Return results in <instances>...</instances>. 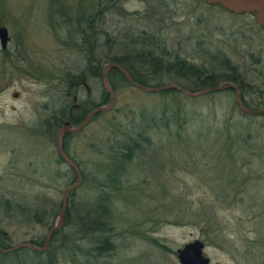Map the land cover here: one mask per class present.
<instances>
[{
  "label": "rangeland",
  "instance_id": "1",
  "mask_svg": "<svg viewBox=\"0 0 264 264\" xmlns=\"http://www.w3.org/2000/svg\"><path fill=\"white\" fill-rule=\"evenodd\" d=\"M73 5L79 16L85 13L88 18L97 14L99 28L115 42L127 30L156 32L161 28L172 52L210 69L213 62L194 51L199 42L207 44L228 57L240 72L244 85L264 93V29L257 25L253 13L210 8L206 0H73ZM151 7L162 13L163 7H169L172 9L169 15L177 22L168 16L151 18ZM55 20L53 0H0V27H6L10 37L8 55L0 42V200L24 202L35 208L47 206L51 213L53 208L59 209L57 226L64 204L66 210L69 205L71 191L65 190L79 177L72 174L66 162L59 161L60 129L54 138H49L46 121L54 111L70 107L73 102L79 112L86 103L99 105L106 89L101 77L97 80L88 76L78 89H71L64 82L67 73L72 77L79 75L84 59L72 49L71 42L64 43L67 31L56 30ZM100 42H104L103 36ZM115 54L120 52L113 48L108 52L109 59ZM100 57L103 60L105 52ZM33 71L38 77H31ZM140 73L143 77L144 73ZM115 82V87L110 85L119 108L136 105L152 108L160 104L158 93L143 92L117 79ZM251 88L253 93L247 92L245 96L255 108L259 94ZM227 90L194 98L183 95L189 98L184 100V106L195 112V120L199 121L194 120L185 130H172L155 137L146 159L150 163L144 167L137 162L138 167H133L132 184L141 195L132 198V206L120 203L115 208L116 248L110 256L98 260L99 264H181L178 249L195 240L204 243V255L210 258V264H264V190L259 195L256 190L249 192L259 201L224 204L207 182L215 175L214 184H221V172L216 164L221 165L219 157L226 153L219 147L205 152L207 144L201 140L205 147L201 145L198 142L201 137L196 134L227 126L228 129L221 131L225 135L231 137L239 132L248 137L244 129L251 125L258 137L256 149L250 151L254 155L241 151L232 161L240 168L241 177L245 175L242 170L246 173L256 170L255 176L264 185V118L241 115L234 103L236 92ZM93 118L76 135L62 137L63 154L77 159L79 163L75 164L86 175L101 164L93 159L90 146L99 139L105 121L100 118L94 123ZM170 139L174 143L168 144ZM221 141L227 144L224 151L232 152L229 149L232 142L227 138ZM188 152L192 156L184 157ZM204 153L217 157L200 159ZM213 165L216 170L212 172ZM80 174L82 183L84 178ZM81 191L77 192L79 196H83ZM255 202L258 204L254 205ZM199 211L214 214L217 223L209 226L197 220ZM17 218L6 217L0 210V228L14 243L41 234L40 226Z\"/></svg>",
  "mask_w": 264,
  "mask_h": 264
},
{
  "label": "trees",
  "instance_id": "2",
  "mask_svg": "<svg viewBox=\"0 0 264 264\" xmlns=\"http://www.w3.org/2000/svg\"><path fill=\"white\" fill-rule=\"evenodd\" d=\"M53 1L56 10V20L53 22V24H56L54 28L67 31L64 43L67 45L71 42L72 49L78 51L84 59V68L79 75L72 77L71 73H67L64 76V82L71 89L81 88L88 76L97 80L99 77L102 78L105 68L118 65L125 69L136 83L144 87L175 84L193 93L205 88L219 87L226 82H230L242 92V102L245 106L258 110L261 102H264V93L256 90L255 87L251 88L249 86L256 94H259L258 100L255 102V108H252L245 96V93L250 94L252 90L248 85H244L245 83L242 81L238 69L231 64L228 57L220 50L213 49L202 42L198 43L199 46L194 51L201 52L210 62H213L211 68L207 69L181 57L176 52H172L169 39L161 34V28L156 32L127 30L122 39L115 42L105 33L106 31L104 32L99 28L100 22L97 14H92L88 18L85 13L79 16L76 13L73 0ZM209 6L210 8L223 7L220 4H209ZM171 12L172 9L169 7H163V13L156 7H151L150 17L168 16L172 22H177L169 15ZM206 22L210 24L207 19ZM101 36L104 39L103 43L100 42ZM113 48L119 51L120 54H115L112 59H109L108 52ZM103 52H105V58L101 60L100 54L103 55ZM140 71L144 73L143 77L139 76ZM108 78L112 86L116 83L115 79L130 85L123 74L115 68L109 70ZM226 92L230 91L227 90ZM231 92L234 91L231 90ZM183 95L179 91L158 92L157 96L160 99V104L152 108L144 105L119 108L115 104L111 110L93 116L94 123H98L100 118L105 121V124L102 123L101 125L102 133L99 135V139L90 146L93 159L99 161V163L101 162V164L94 166L93 170L87 175L83 168H79L84 180L80 187L71 190L63 225L52 233L49 240L48 235L55 226L60 213L59 209L56 211L53 208L51 213V208L47 206L41 205L35 208L24 202L10 199L0 200V210L6 217H18L17 219L20 221L34 222L42 230L37 237L25 238L18 243H14L11 236L0 228V264H99L98 260L110 256L116 248L114 243L116 226L113 223L115 208L118 209L117 205L120 203L123 206H132V198L135 199L141 195V191L132 184L133 167L137 162L141 165L144 164V167L150 163H147L146 159L149 158L148 152L155 144V137L172 132V130L178 132L185 130L186 126H190L195 120L196 113L187 110L184 106V100H189V98ZM102 100L103 102L99 105L96 103L82 105L80 112L77 110L78 107L75 102H73V105L69 104L70 107L66 106L67 108L56 111L57 113L54 112L46 121V135L49 138H54L56 136L55 132L59 129L70 125L79 126L91 111L109 105L111 102L110 95L106 90L103 92ZM234 103L240 110L237 101L234 100ZM240 113L243 116H249L241 110ZM252 117L264 118L260 115H253ZM195 121L198 122L199 120ZM249 126L252 128L251 125ZM251 128L244 129V134H248V137L241 136L242 134L239 132L231 137L225 135L221 131L228 129L227 126L215 128L214 131L210 129L208 133H196L198 137H201L198 138L200 140L198 142L201 144V140H204L207 144L206 149H204L205 152L213 151L216 147H219L223 148V152L226 153V155L219 157L222 162L221 165L216 164L221 172V175H219L221 182L218 180L221 184L215 185V175L207 182L211 183L212 191L216 195L218 194L219 199H222L226 205L240 204L245 201L254 202L258 199L250 195L249 192L256 190L259 195V192L262 189L264 190L261 178L255 176L257 175L256 170H251L249 173L242 170L245 175L241 177L240 168L232 161L235 159L236 153L241 151L250 152L256 149L258 137L254 135L257 133ZM226 138L227 141L232 142L229 144V149H232V152L229 153L224 151L227 144L223 142V147L221 141ZM210 141H212V145H208ZM172 142L174 143L170 139L168 144ZM169 146H173V144ZM203 146L205 147V145ZM192 154L189 152L184 153V157H191ZM213 157L217 156L204 153L200 156V159L212 160ZM222 158L226 159L228 163H224ZM70 160L76 164L79 163L73 157H70ZM59 161L65 162L61 155H59ZM216 166L210 167L212 172L216 170ZM71 172L77 175L72 168ZM138 174L141 175L142 173ZM78 191H81L80 193L83 196H79ZM168 195L171 196L170 191ZM179 215L185 218L183 213ZM195 217L197 220L207 222L209 226L217 223L214 214L208 211H199ZM47 240L48 246L44 251L21 248L12 252H5L23 243L44 248Z\"/></svg>",
  "mask_w": 264,
  "mask_h": 264
},
{
  "label": "water",
  "instance_id": "3",
  "mask_svg": "<svg viewBox=\"0 0 264 264\" xmlns=\"http://www.w3.org/2000/svg\"><path fill=\"white\" fill-rule=\"evenodd\" d=\"M206 2L210 5L220 4L224 8L232 10V11L237 12V13H253V14H255L256 23L259 26L264 27V0H206ZM0 42H1L2 48L7 47L8 42H9V32H8L7 28H5V27L0 28ZM108 68L109 69H113V68L118 69L123 74V76L125 77V79L127 80V82L130 85H132L133 87H135V88H137L143 92H146V93H151V92L158 93V92H164V91H179V92H182L185 96L194 98V97L203 96L205 94L218 92V91H221L224 89H231V90L236 92V101L238 103L240 110L244 114L256 115V116L264 114L263 110L251 109V108L245 106L242 102V94H241L240 89L236 85H234L230 82H226L219 87L205 88V89L200 90L198 92L192 93V92H188L187 90H185L182 87L175 85V84L158 86V87H144L143 85L136 83L133 80V78L130 76V74L125 69H123L122 67H120L118 65H111V66H108ZM102 83H103V86L106 89V91L111 96V102L109 103V105H107L105 107H98V108L94 109L93 111H91L89 113V115L87 116V118L85 119V121L81 125H79L78 127L74 128V129H71L69 127H64L62 129H60V131H59V141H60L59 152H60V155L63 157L65 162L78 174V177H79L78 181L75 184H73L72 186L68 187L65 190L66 193L73 190V189H76L80 185L82 178H81V174H80V171H79L77 165L72 160H70V158H68L67 156H65L63 154L62 137L65 136L66 134L76 135L78 132H80L88 124L90 119L95 114L107 112L114 107L116 95L113 92V89L110 85L107 68L104 70V72L102 74ZM65 211H66V204H64V209L60 215L59 224L52 228V230L50 231V233L48 235V240L55 230L61 228ZM48 240H47L44 248H38V247L33 246L31 244L23 243V244L15 247V248L6 250L5 252L8 253V252H12V251H15V250H18L21 248L31 249L34 251H44V250H46V248L48 246ZM178 259H179V262L181 264H210L211 263L210 258H208L204 255V243L200 240H195L191 243L186 244L182 249H178Z\"/></svg>",
  "mask_w": 264,
  "mask_h": 264
},
{
  "label": "flooded vegetation",
  "instance_id": "4",
  "mask_svg": "<svg viewBox=\"0 0 264 264\" xmlns=\"http://www.w3.org/2000/svg\"><path fill=\"white\" fill-rule=\"evenodd\" d=\"M262 27V26H260ZM1 28V27H0ZM6 28V27H5ZM264 29V27H262ZM8 30V29H7ZM9 32V31H8ZM9 45H10V37H9V42L6 48H2L4 50V52L6 53V55H8L9 53ZM34 72V71H33ZM31 77L35 78L38 77V75L36 74V72H34ZM258 110H263L264 111V102H261V104L259 105V109ZM55 112V111H54ZM260 116L264 117V114H261Z\"/></svg>",
  "mask_w": 264,
  "mask_h": 264
}]
</instances>
